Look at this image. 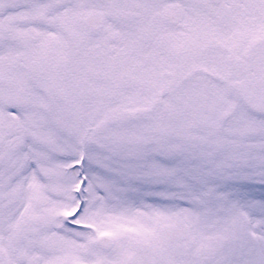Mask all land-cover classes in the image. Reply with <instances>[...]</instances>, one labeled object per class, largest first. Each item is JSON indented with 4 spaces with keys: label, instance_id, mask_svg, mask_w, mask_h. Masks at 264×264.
Returning <instances> with one entry per match:
<instances>
[{
    "label": "snow or ice",
    "instance_id": "obj_1",
    "mask_svg": "<svg viewBox=\"0 0 264 264\" xmlns=\"http://www.w3.org/2000/svg\"><path fill=\"white\" fill-rule=\"evenodd\" d=\"M0 264H264V0H0Z\"/></svg>",
    "mask_w": 264,
    "mask_h": 264
}]
</instances>
